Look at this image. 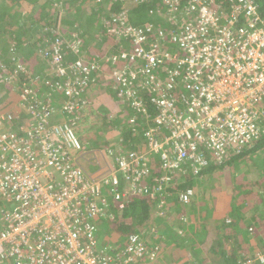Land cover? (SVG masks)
Instances as JSON below:
<instances>
[{"label": "built area", "instance_id": "obj_1", "mask_svg": "<svg viewBox=\"0 0 264 264\" xmlns=\"http://www.w3.org/2000/svg\"><path fill=\"white\" fill-rule=\"evenodd\" d=\"M167 2L172 5L174 0ZM213 3L192 0L172 41L152 25L137 27L115 19L114 37L127 45L120 54L98 59L117 67L112 80L136 114L132 124L141 114L148 124L146 150L130 153L118 166L98 162L96 151L87 157L75 133L78 122L67 117L51 122L55 108L39 102L33 80H22L21 98L28 102L23 108L34 122H19L12 113L0 115V264H132L148 257L154 261L159 249L152 251L138 236L130 237L127 246L114 243L99 249L96 228L88 219L107 218L115 204L123 209L130 192L156 196L161 186L150 191L135 185L153 162L164 178L168 173L163 170H183L186 165L198 174L208 163L202 148L212 150L222 163L261 137L264 19L253 0H221L216 8ZM222 3L232 5L224 9ZM46 44L43 53L55 73L44 82L71 88L61 92L70 104H62L60 111L77 112L86 95L83 89L90 85L77 79L96 76L97 71L86 70L80 58L73 63L66 59L63 38L52 32ZM72 50L78 54V47ZM139 88L148 90L158 111L155 116L138 98ZM16 125L17 130H11ZM94 164L96 171L89 169ZM129 171L135 183L120 192L118 173L126 176ZM194 194L188 190L181 200L187 203ZM259 259L264 264V254Z\"/></svg>", "mask_w": 264, "mask_h": 264}, {"label": "trees", "instance_id": "obj_2", "mask_svg": "<svg viewBox=\"0 0 264 264\" xmlns=\"http://www.w3.org/2000/svg\"><path fill=\"white\" fill-rule=\"evenodd\" d=\"M12 1L13 4L11 6L0 3V8H2L0 9V27L4 28L3 35L5 38V43H0V58L3 60L5 68L2 67L3 63L0 62V72L6 70L8 73L14 69V66L10 65L11 58H6L8 53H10V56H21L23 61L28 63L40 64L39 51L47 46V40L50 39L48 28L53 26L60 31L68 30L64 32L69 38L62 46L66 59L73 56L74 60H76L78 57L72 50L74 46L72 41L80 40V38H76L77 34H79L82 37V42L86 40L88 42L85 45V43L79 41L78 44H82L84 49H89L90 54L85 56L89 57L88 60L94 61L98 58H103L102 51L106 49L107 44H112L113 49L118 52L125 49L126 41L123 39L121 41L116 40V37H114L118 26V23L114 22L115 19L120 21L121 18H124L129 24L137 27L152 25L153 28L160 29L159 31L163 33L168 41H172L179 29L177 23H181L187 18L186 12L193 5L192 0H174L172 5L167 0ZM253 1L259 6L264 19V0ZM220 3L221 0H215L213 8L218 7L217 5ZM23 4L31 7V13L28 12L29 16L24 15ZM60 5L66 12H73L76 18H81V23L76 22L75 18L73 19L75 21H71L69 26H67V22H62L59 14ZM231 5V3H222L224 9H229ZM170 9H174V11L171 13ZM102 17H104L105 21H103ZM166 18L168 19L166 20ZM20 19L23 21L21 22ZM10 23L13 25L15 23L14 29L9 25ZM170 47L172 49L175 48L173 45H170ZM11 48L13 49L11 50ZM76 55L77 57H75ZM85 56H83V59H87ZM102 66L110 74L117 68L113 64L102 63ZM41 71H39L38 75L42 74ZM22 77L24 78V76ZM113 86L114 90H110L116 91L114 96L115 106L119 108L120 112L129 113L130 116L126 115L129 116L126 126L121 124L119 127H111L110 133L106 135L102 133L103 136L101 137H97L98 135L95 133L94 141H99L97 138H105L110 142L111 136H117L120 142L118 143L119 146L116 147L118 149L114 154L116 159V163H114L118 166V161L124 157L129 158L130 153L140 154L141 151L144 152L146 150L142 130L148 124L145 115L142 114L137 115L136 123L132 124L131 119L136 115L135 112L128 105V102H126L127 108L125 109L124 98L118 91L119 87L115 83ZM93 88L94 86L90 84L86 90L93 91ZM91 94L88 93L87 95ZM147 94L148 90L141 88H139L137 93L138 98L148 105L149 115L155 116L158 111L150 103L151 97ZM18 111L20 112V115H17L18 117H24L26 114L29 116L26 108L19 106ZM55 116L56 114L54 118ZM66 117V114L60 115L61 120L59 122H64ZM99 120H101L100 115L99 119L96 120L97 127H95V132L100 126L98 124ZM111 120L117 122V118L110 117L109 119V116H106L102 122H110ZM121 127H124V129ZM146 130L147 128L144 132ZM261 130V137L253 145L242 154L232 153L222 163H218L213 157L212 150L207 147L202 148L200 152L208 163L198 174H195L192 168L186 165L183 170H163L168 173L167 178H164L165 174L159 171L158 168L160 166L156 168L154 162L152 167H146L147 172L136 183L133 179L134 174L131 171L126 176L122 172L118 173L120 192H122V189L131 187L132 183L143 187L144 190L150 188V191H152L159 184H161L163 189H161L162 192L161 190L158 192L159 195L157 193L154 199H151L149 194H144L141 197L135 196V193L130 192L125 195L122 201L125 202L123 209H119V205L115 204L107 218L100 220L88 219V222L96 228L95 237L99 241L100 246L98 248L104 250V248L114 243L124 247L128 245L130 237L138 236L146 243L158 244L162 253L163 249H165V243H160L159 236L152 232L154 231L152 227L156 226V222L164 219L165 226H174L175 228L169 229L174 234V241L171 245L176 249H183L184 252V262L176 263L175 261L176 264H261L259 257L264 254V157L260 160L263 165L261 167L257 165V162L249 159L256 154L260 157L261 151L264 152V128ZM79 132L80 128L77 126L75 133L80 142L85 145L84 141H88L87 136L82 138L78 135ZM104 147L106 149V146ZM109 147L107 146V149ZM247 163H252L257 169V171L250 172L251 174H256L255 177L257 176L259 180L256 188L253 189L240 176L248 171L246 169ZM238 176L241 179L238 180ZM188 190H193L195 194L189 202L185 203L181 200V194ZM161 200H164L163 206L165 208L163 209L164 214L162 213L159 216L156 209L157 204L160 205L159 202ZM213 204L218 207L216 212H214L215 206ZM210 206L213 207V216L220 217V219L210 216V211L207 212ZM243 211H251L250 217H245ZM200 216L210 222L204 224L207 237L205 235V238L198 243L187 236L180 238L181 235L178 232L181 231L180 228L188 225V223H191V227L194 228V224L199 222L197 220ZM227 220H230V222ZM211 222L217 225H212ZM102 227H106L107 232H104ZM110 233L118 234L119 239H116L115 242H109L108 236ZM184 234H186L185 231ZM190 252H193V254Z\"/></svg>", "mask_w": 264, "mask_h": 264}, {"label": "rangeland", "instance_id": "obj_3", "mask_svg": "<svg viewBox=\"0 0 264 264\" xmlns=\"http://www.w3.org/2000/svg\"><path fill=\"white\" fill-rule=\"evenodd\" d=\"M0 3L8 4V5L11 6L13 4V1L12 0H2ZM22 8L24 9V13H25L24 15H28L29 16L30 14H28V12L31 13V7L29 5H27V4H23L22 5ZM0 9H2V8H0ZM59 12H60L59 14H60V17H61V21L64 22V23L67 22L68 23L67 26H69V23L71 21H75V20H73L74 18L77 20L76 22L81 23V18H79V17L76 18L73 15V12H70V13L66 12L65 9L61 5H60V11ZM102 19H103V21H105L104 17H102ZM167 19L168 18H166V20ZM20 21L22 22L23 20L20 19ZM9 25L13 29L15 28V23H14V25L12 23H10ZM3 30H4V28L0 27V43H5V38H4V35H3ZM48 31L50 33L52 32L53 35L55 34V38H57V37L58 38H63L64 42H67V38H69V36L67 34H65V32H64V31H68L67 29H65L63 31H60V30H56L55 27H53V29L52 28L51 29L48 28ZM115 34H116V32H115ZM76 38H80V40L72 41V43L74 44V46L78 47V50H79L78 51V54H77L78 57H77V55L75 56V57H77L76 60H78V58L84 60L85 58L83 59V56H85L86 54H90V51H89L88 48H85V49L82 48V44H78L79 41L82 42V39H81L82 37L79 34H77ZM87 42H88V40H86V41H84L82 43H85V45H86ZM105 48L106 49H104L102 51V54L103 55H106L107 54V56H110L108 54H110V51H113L112 44H107V46ZM12 49L13 48H11V50ZM43 51H45V48H41L40 51H39V56H38L39 62H40L39 65L38 64H34V62L28 63L26 61H23V59H22L21 56L20 57L18 55H14V56L11 55L10 56V53H8V56L6 58H8V57L11 58L10 65L11 66H14L13 67L14 69L10 73L6 72V70L0 72V85H2L3 88H5V93L8 94V95L4 94V90L1 91L0 92V99L6 95V98L8 100V98L10 96V93H13L15 95H18L19 94L18 95L19 105H21L22 107H28V104H27L28 102L25 101V100H23L21 98V93H22L21 92V90H22V79L25 80V77H26L29 81L30 80H33L34 81L33 85H34L35 96L39 100V102L42 103V104L50 105V107L55 108L54 115L57 114V115L60 116V115H63L61 111L59 112V108H61V105L63 104V107L64 106L66 107V106H68L70 104L69 103V100L67 101L66 97L61 93L63 91L65 92V90L67 89L68 86H65L64 84H62L61 87L54 88L52 86V84H54V83L51 80L48 79V83L47 82L46 83L44 82V81H47L45 78H48V76L54 77V75H52V73H55V71H54L55 68L54 69H51V68H53V67H50V64H52V61L49 62V59L46 58V56L43 53ZM13 57H14L15 61H12ZM86 58H87V59H85L86 61L84 60L85 62L82 61L83 64H84L82 66L86 70H88L89 68L93 67V69L91 68V70L97 71V74H96V76H94L91 73H90L91 75L88 74L86 76H81V78L77 79V81H79L81 85L87 83V85L88 84H92L94 86L93 91L94 92L95 91L97 92V94L95 95V97L96 98L98 97L100 99L101 107H99L98 110H91L89 101L91 100L92 95H87V94L88 93H93V92L92 91H89V90H86V86H85L84 89H83V91H84V93L86 95L84 97L83 103H82V101L80 102L82 106L81 105L79 106V109L77 110V112L76 111L74 113L70 112L68 115L67 114L66 115H67V118L69 120H72V122H75V121H78L79 122L80 119H82V117L84 118V117H87V116L89 117L90 122L92 120H94L96 122V120L99 119V115H100L101 116V120H99V123H98L100 125L98 127V130L95 132V127H94V131L92 129L91 132L93 133V135L96 133V135H98L97 137H101V136H103V134L104 135H106L107 133L109 134L110 131H111V129H110L111 127H113V128L115 126L119 127L121 124L122 125L124 124L126 126V122H127L128 117L130 116V114L129 113L128 114H124L123 112H120L119 111V108L116 107L114 103L112 104V102L115 100L114 99V96L116 94V91H112L110 89H113L114 90V86H113L114 85V82L112 80V75L107 70H104L105 67L102 66V62H100L101 59L100 60L99 59H96L94 61H90V60H88L89 57H86ZM108 58H110V57H108ZM74 59L75 58H73V56H72V57L69 58V61L71 63H73L74 62ZM0 62L3 63V60L1 59ZM97 62H100L99 69H98L97 64H96ZM41 64L42 65L44 64V66L42 67ZM2 67H4V63H3V66ZM2 67H1V69H2ZM38 67H39L40 70H42L41 73L44 76H42L40 74L38 75V73L40 71L38 69ZM16 73H18L19 75L17 76ZM22 76H24V78ZM38 79H39V81L36 82ZM75 82L76 81L70 82L69 83V86L73 87L76 84ZM20 84H21V86H20ZM0 89H1V87H0ZM69 89H71V88H68L67 90H69ZM67 90H66V92H67ZM125 96L127 97L126 94H125ZM125 96H122V97L124 98V105H125L124 107L126 109L127 108V103L126 102H127L128 99ZM67 98H68V96H67ZM110 101H111V103H110ZM90 111H93L94 114L92 115ZM9 113H11V112H9V111L3 112L2 110H0V115H2V114H9ZM125 113H127V112H125ZM13 114L14 115H17V114L20 115V112H14ZM96 114H98V115H96ZM126 115H129V116H126ZM106 116H109V119H110V117L117 118V122H114L113 120H111L110 122H102V121H104V119H105ZM27 117L28 116L26 114L24 117L21 118L20 122H23L24 120H27ZM29 120L30 121H26V124H28V122H34L33 119L31 120L30 117H29ZM51 122H54V121L52 120ZM55 122H56V120H55ZM121 128L124 129V127H121ZM146 128L147 127H144L143 128L142 133H144V130ZM9 129H11V128H9ZM11 130H17V129L12 128ZM78 135H80V136L81 135L82 136H87V134L85 133V130L84 129L83 130L80 129V132L78 133ZM90 135H92V134H90ZM119 142H120V140L117 141L115 144L109 145L110 146L109 147L110 148V153L113 154V155H111V154L108 153L109 151H107L108 150L107 149V146H106V149H104L105 148L104 147L105 144L100 149V151H97V152H100V153H103V154L104 153H108L109 154L108 155L109 163L110 164H113L116 161V159L114 158V154H115L116 150L118 149L116 147L119 146V144H118ZM84 144H85V147H86V151H85L86 156L87 157H91L92 154H93V152L95 151L92 148L93 147V142L90 143V140L89 141H84ZM262 157H264V152L261 151L260 157L256 154V155L251 156L249 159L257 162V165L259 167H261V166H263L262 165V162L260 161ZM246 167H247L246 169L248 171H246L245 173H243L244 175H240V176L244 179V181L246 183H248V184L251 185V188L252 189L253 188H256V185L259 183L258 182L259 180H258L257 176L255 177L256 174H251L250 172L257 171V169L254 167V165L252 163H247ZM243 169H245V168H243ZM90 170H92V169H90ZM239 179H241V178L238 176V180ZM216 204L215 205L213 204L215 206V208H214L215 211L214 212H216L217 209H218V207L216 206ZM1 206H2V204H1V201H0V208H1ZM160 206H163V205L161 204ZM208 211H210V213H211L210 216H212L213 218L215 217V218L220 219V217H217L215 215L213 216V214H212L213 207L212 206H210L207 209V212ZM163 212H164L163 210L162 211H159V216H161ZM250 212L249 211L248 212L247 211H243L244 216L247 217V218H249L250 217L249 216L250 215ZM197 221H199L198 222L199 228H198L197 231L194 229L193 232L190 233V230L191 229L188 226L189 227V233H190L188 238L189 239L192 238L194 240V242H196V243H198L202 239H204L205 238V235L207 237L206 226L204 224L210 223V222H207V220L202 219L201 216L198 217V220ZM227 221L230 222V220H227ZM164 222H165L164 219L161 220L160 222H156L157 223L156 224L157 226H153L152 227L153 230H154L152 232H155L154 234H156V231L157 230L159 232V230L161 228L160 227L161 226V223H164ZM190 222H195V221H190ZM219 223H220V220H219ZM189 224L191 225V223H188V225ZM211 224L212 225H214V224L217 225L214 222L213 223L211 222ZM99 225H100V223H99ZM102 228H103V231L104 232H107V228L106 227H102ZM186 231H187V229H185V232ZM179 234L182 235V236H186V234H184V230L183 229L181 231H179ZM109 235H111V237L108 240L109 242H115V240L119 238V236H118V238H114L115 235H116V233L114 234V236H112V234H109ZM170 239H173V238H170ZM171 243H169V246L171 245ZM180 249L181 248L175 249V250L173 249V250H169V251L167 250L166 252H163L164 255L161 253L162 255L160 254V256L162 258H160V256L157 257V261L155 263L149 262L145 258V259H143L141 261H136L134 264H176L177 262H182L181 260L184 259V255H183L184 252L183 251L181 252ZM172 252L174 253L173 255H172ZM190 253L193 254V252H190ZM175 261H176V263H175Z\"/></svg>", "mask_w": 264, "mask_h": 264}, {"label": "crops", "instance_id": "obj_4", "mask_svg": "<svg viewBox=\"0 0 264 264\" xmlns=\"http://www.w3.org/2000/svg\"><path fill=\"white\" fill-rule=\"evenodd\" d=\"M114 51V52H113ZM113 51H110V54L109 55H113V54H120L116 49H113ZM38 69H39V67H38ZM40 70V69H39ZM0 87H1V89H0V92L1 91H3L4 90V94H6L5 93V88H3L2 87V85H0ZM93 93L91 94L92 95V98H91V100L89 101V104H90V108H91V110H98V108L99 107H101V102H100V99L97 97H95V95L97 94V92L95 91H92ZM6 95H8V94H6ZM6 95L4 96V97H2L1 99H0V110H2L3 112H7V111H9V112H19L18 111V107H19V100H18V95H15V94H13V93H10V96H9V98H8V100H7V98H6ZM4 101V102H3ZM110 103H111V101H110ZM115 104V100L112 102V104ZM60 107V106H59ZM102 110V109H101ZM59 112H60V110H59ZM91 112V114L93 115L94 114V112L93 111H90ZM96 112V111H95ZM55 120H56V122H59L60 120H61V118H60V116L59 115H57L56 114V116H55V119H54V122H55ZM26 121H28V119L27 120H25L24 122H26ZM78 126H79V128L81 129V130H85V133L87 134V139H88V141L90 140V143L91 142H93V149L97 152V151H100V149L104 146V144H105V146H109L110 144H115L117 141H118V139H117V136L115 137H113V136H111L110 137V142H109V140H106L105 138H102V139H98L97 138V140H99V141H93L94 140V135H93V133L91 132V130L93 129V131H94V127H97V122H95L94 120H92L91 122H90V120H89V117L87 116V117H82V119H80V122H78ZM97 130H98V128H97ZM90 134H92V135H90ZM110 136V135H109ZM81 137L82 138H84V137H86V136H82L81 135ZM108 138V137H107ZM107 151H110V148L107 150ZM108 153H104V155H102L100 152H99V154H97V156H98V158H97V161L98 162H100V163H102L104 160H108V162H109V159H108V155H107ZM111 154V153H110ZM111 155H113V154H111ZM89 169H92V170H94V171H96V169H97V166L94 164V166H91L90 165V168ZM162 205H164V202H162ZM165 207L164 206H162V207H160L158 204H157V209H156V212L159 214V211H162L163 209H164ZM170 221V220H169ZM169 221H168V223H169ZM160 222V221H159ZM165 223V222H164ZM164 223H161V228H160V230H159V232L158 231H156V235L158 234V236H159V241H160V243L161 242H163V244L165 243V249H163V252H166L167 250L169 251V250H175L176 248H174L172 245H170L169 246V244H168V242H172L173 240H174V234L173 233H171L170 232V230L169 229H175L174 228V226H171V227H168V226H165V224ZM164 224V225H163ZM157 226V225H156ZM190 227V233H192L193 231H192V229L194 230H198V228H199V224L198 223H195L194 224V228H192L191 226H192V224L190 225H184L182 228H180L181 230L183 229L184 231H185V229H187V231H186V236L187 237H189V227ZM203 226V225H202ZM179 229V230H180ZM179 232V231H178ZM110 234H112V236H114V234L115 233H110ZM118 234H116L115 235V237L114 238H118ZM186 236H182L181 235V237L180 238H182V237H186ZM111 237V235H109L108 236V238H110ZM170 238H173V239H170ZM119 239V238H118ZM171 240V241H170ZM179 249V248H178ZM181 250V252L183 251V249H180ZM162 252V254L164 255V253ZM161 254V255H162ZM174 253L172 252V255H173ZM160 258H162L161 256H160ZM183 259V258H182ZM160 260V259H159ZM179 260V259H178ZM184 260H185V258L183 259V260H181L182 262H184ZM161 261V260H160ZM159 262V261H158ZM161 263V262H160Z\"/></svg>", "mask_w": 264, "mask_h": 264}, {"label": "clouds", "instance_id": "obj_5", "mask_svg": "<svg viewBox=\"0 0 264 264\" xmlns=\"http://www.w3.org/2000/svg\"><path fill=\"white\" fill-rule=\"evenodd\" d=\"M53 27H55V26H53ZM53 27H51L52 29H53ZM50 28V29H51ZM55 29L57 30V27H55ZM109 55V54H108ZM104 56H107V54L106 55H103V57ZM40 75H42V74H40ZM42 76H44V75H42ZM23 80V79H22ZM20 86H21V84H20ZM9 88V87H8ZM11 89V88H10ZM85 97V96H84ZM82 100H84V98L82 99ZM19 106H21V105H19ZM22 107V106H21ZM59 110H60V108H59ZM12 114L14 113V112H11ZM18 115V114H17ZM16 115V116H17ZM54 117V116H53ZM22 117H20V119H21ZM27 118H29V116L27 117ZM52 120H53V118H52ZM19 122H20V120H19ZM18 125H16L14 128L16 129V127H17ZM78 126V125H77ZM159 186H161V184H159L158 186H156V187H154V188H159ZM162 187V186H161ZM153 189V188H152ZM162 192V191H161ZM150 195V194H149ZM158 195H159V193H158ZM141 197H143V196H141ZM156 196H154V197H151V195H150V198L151 199H154ZM1 201V200H0ZM162 202H164V200H161L159 203H160V205L162 204ZM1 204H3L2 203V201H1ZM159 205V204H158ZM159 205V206H160ZM160 207H162V206H160ZM1 208H2V206H1ZM150 247H151V250L152 251H154L156 248H158L159 250H158V254H157V257H159L160 256V254H161V250H160V247H159V245L158 244H149V243H147ZM141 260H143V259H140V260H136V261H141ZM146 260L147 261H149V262H153V263H155L156 261H157V258L154 260V261H151L150 260V258L148 257V258H146ZM135 263V262H134ZM134 263H132V264H134Z\"/></svg>", "mask_w": 264, "mask_h": 264}]
</instances>
